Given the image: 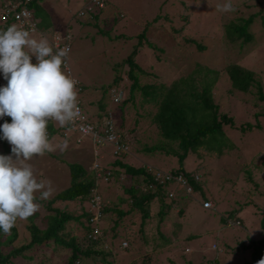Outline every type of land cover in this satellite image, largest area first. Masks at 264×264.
Returning a JSON list of instances; mask_svg holds the SVG:
<instances>
[{"label": "rangeland", "instance_id": "obj_1", "mask_svg": "<svg viewBox=\"0 0 264 264\" xmlns=\"http://www.w3.org/2000/svg\"><path fill=\"white\" fill-rule=\"evenodd\" d=\"M224 2L226 0H107L103 10L108 13L107 24L99 23V25L109 30V36L102 37L97 25L83 28L85 23H82L83 29L78 34L73 31L69 33L72 35V46L78 47L72 53V56L78 55V57L69 59V66L74 77L76 74L73 69L80 68L79 64L83 66V71L79 74L81 79L76 77L83 85H86L83 98L86 96L89 97L88 99L97 101L102 97L101 103L104 106L102 113L106 112L107 115H112L113 119L116 118L120 129H131L137 122L140 127L135 132H131L133 137L151 144L156 141L157 135L154 124H150L147 117L150 108L143 107L141 104L140 106L144 109L138 115L139 119H136L133 112L136 106L131 105L129 111L134 116L132 118L128 110H123L112 101L110 93L116 74H123L127 85L131 83L126 76L125 69L128 67L121 61L125 60L132 50L136 51L133 61L145 71L138 77L142 84L152 82L169 84L186 75L197 64H202L209 69H222L232 61L254 70L264 93V18L261 19V16L254 18L249 26L252 34L249 42H230L225 38V25L230 20L247 18L259 10L264 16V0H231L236 11L220 13L215 6ZM82 6L83 0H42L39 10H42L44 24L51 23L49 24L51 26L53 24L56 27H64V24L69 23L76 26L75 13ZM154 17H158L157 21H152ZM115 21L119 29L115 26ZM11 25L16 24L4 23L0 9V29L5 26L7 29ZM122 25L128 27L122 28ZM41 27L43 28L39 31L30 32L31 36L37 40L42 38L49 40L50 33L47 31L49 27L46 28L43 25ZM180 27L181 31L176 34L174 29ZM57 31L61 32L59 29ZM142 31L146 38L140 45L137 34ZM63 32H61L62 35L67 34L66 31ZM92 37L95 39L92 40ZM148 42L152 44L151 47L148 46ZM199 43L206 48L199 49ZM217 80L220 84L218 87L215 85L213 87L214 101L218 104L220 112H226L233 118L236 128L224 125L227 140H219L220 137L216 135L217 143L210 145L217 144V147L221 145L220 152L203 146L198 148L197 153H191L186 158L185 168L198 174L197 180L201 189H192L189 192L186 191L189 194H185L183 188L175 183L168 185V193L174 196L176 191L178 200L170 203L162 216L158 215L160 203L153 200L150 208L151 217L143 224L142 232L138 231L140 215L130 214V205L125 202L123 207L129 208L130 212L125 214L127 216L123 218V222L127 230L133 233V238H121L125 233L123 227L118 229L119 235L115 238L111 237L112 233L109 229L105 235L102 228L99 230L102 237L95 247L103 249V252L107 249L111 250L109 248L112 247L113 254L109 260L113 264H208L210 259L220 264H245L247 260H250L253 245L264 233L261 224L264 216V100L258 98L256 86L251 93L234 90L230 93L229 84L231 83L228 76L223 73ZM6 83L7 81L0 74V86ZM96 107L97 105H87L86 109L92 110ZM109 107L112 108L109 109ZM201 113L205 115L203 111ZM200 117V114L197 115L198 119ZM246 123H251L253 128H246ZM256 123H260L263 128L257 129ZM50 124L54 131L49 136L52 142L60 144L67 140V149L63 152L57 150L43 157H34L30 161L37 179L51 182L54 191L49 199L70 184L68 163L77 162L82 165L90 179L93 176L96 177L93 169L95 162L104 165L116 158L111 153H107V159L101 158L102 153L109 148L108 146L99 145L98 152L95 154L96 146L92 144L90 138H87L88 136L83 137V142L77 143V135H74L71 130H66L69 136L64 138L57 130L59 125ZM0 125H2V119H0ZM241 125L245 129L241 130ZM5 142L11 147L6 140ZM140 152L131 159L133 165L138 166L142 163L162 172L175 170L178 167L176 156L158 152L154 155L148 154L151 157L149 158L145 151L140 149ZM10 154L11 151H6L4 139H0V155ZM124 160L129 158L125 156ZM123 169L120 168L122 174L118 177L116 173H112L109 181L96 178L97 190L104 205L110 206L120 195L124 197L123 186L131 184L129 180L133 178L131 175L127 176L129 173L123 172ZM182 194L184 197H181ZM36 195L39 197V193ZM206 196L213 202L212 209L202 207ZM47 200L38 199L37 202L41 207L34 216L29 217L39 227L46 226V218L53 214L55 209L69 211L75 216L81 214L77 200L55 201L50 208L46 205ZM180 207L181 212H179ZM233 210L236 214H229ZM132 212H135V209ZM225 215L233 219L238 218L241 225L225 224L222 220ZM105 222L100 220L99 226H105ZM28 223V220L17 222L19 236L13 246L30 240L26 229ZM80 224L70 220L66 230L70 235L77 233V236H80L83 233H81ZM124 240L132 242V248L119 246ZM151 244L155 247L152 248ZM214 244L216 248L213 247ZM86 245L87 242L84 241L83 246ZM157 245L164 246L157 248ZM186 247L190 249L189 252H184ZM45 250H49L45 245L33 248L31 254H35L34 260L26 257L12 260L14 264H35L38 260L37 254L42 251L45 254ZM69 251L66 246L58 247L49 264H65ZM101 260L102 255L95 252L85 259L83 264H102ZM105 260L107 261L106 256Z\"/></svg>", "mask_w": 264, "mask_h": 264}, {"label": "trees", "instance_id": "obj_2", "mask_svg": "<svg viewBox=\"0 0 264 264\" xmlns=\"http://www.w3.org/2000/svg\"><path fill=\"white\" fill-rule=\"evenodd\" d=\"M21 1H23L24 3L25 0ZM41 1L42 0H30L24 4L27 8L32 10V12H34L35 18L38 20L37 26L40 29L43 28L41 27V25L46 28L49 27L47 31L50 33V35L54 32L61 33L63 32V30H65L67 34L72 31L75 32V26H72L69 23H66L67 25L64 24V27H56L53 24L51 26L49 25L51 23L44 24L41 15L42 10H39ZM2 5L3 4L1 3L0 9L2 8ZM105 7H103L101 10L103 11ZM83 8L84 2L81 9ZM75 16L77 17V12L75 13ZM257 16H261V19L264 18V16H262L261 14V11L259 10L253 14H250L247 18L240 17L230 20L225 25V38L230 42H249L252 39V34L249 31V26ZM157 18L158 17H154L152 21H157ZM93 19H96L97 21V24L94 22L93 25L96 24L100 28L98 32L102 34V36H109V30L103 29L99 25L100 22L103 24L106 23L107 18H99V16H93L90 21H93ZM185 21H187V19H185ZM9 22L11 23L12 20L10 19ZM115 23L117 24V21H115ZM78 24L81 23L78 22ZM85 24H89V21ZM6 27L7 26L3 27L0 30H6ZM57 29L61 30V32L57 31ZM143 31L137 34L138 44L140 45L143 42L144 38H146ZM174 31L177 32L176 34H179L178 32L181 31V27L178 29H174ZM118 35L120 37L121 35L127 36V34L124 33ZM94 39L95 37H92V40ZM190 39L195 42L194 39ZM148 46L151 47L152 44L148 42ZM198 47L201 50L206 48L205 45L201 43L198 44ZM135 54L136 51L132 50L125 58V60L121 61L124 62L128 67L127 69H125L127 70L126 76L127 80L129 79L131 83H128L127 85V83L124 82L125 76H123V74H116L113 78L112 85L113 87L122 90L123 96L118 100H115V98H113V96L111 95L112 101L114 103H117L118 106L123 110H128V113L132 118H134V116L129 111V109L131 105H135L136 107H134L135 109L133 112L136 119H139L138 115L144 109L143 107L148 106L150 110L149 116L147 117L149 123L154 124L155 126L157 139L154 142L155 144H149L148 142H141L138 137L137 139H135V137L132 138L133 135L129 137L128 135L131 134V132H135L136 129L140 127V124L135 122V126H133L131 129H120L122 140L130 142L132 138V149L134 151L140 152L141 149L150 155H154L158 152H163L165 154L176 156L178 159V167L175 168V170L168 171V173H170L171 175L181 173L186 179L187 184L190 185L193 190L199 188L201 189V186L197 180L198 174L189 171L188 169L186 170L185 168L186 158L191 153H197L198 148L203 146H206V148L208 149H217L220 152L222 149L221 145L217 147V144H210L217 143V134L220 137L219 140H227L228 137L226 136L223 129L224 125H229L230 127L235 126L233 118L226 112H220L218 104L214 102L212 98L213 85L215 84L219 76L224 73L230 79L232 89L243 93H251L253 87L256 86L258 98L260 100H264V93L262 91L261 83L256 79V74L253 70L231 61L222 69H209L202 64H197L193 70L189 71L186 75L182 76L177 81H173L169 84L153 82L142 84L140 83L138 77L140 74H144L145 71L133 61V57ZM84 88H86V85H83V91L79 90L78 97L80 100L79 104L82 110L86 111L87 105H97V107H99L101 110V113H99L98 116L95 113L90 112L89 110L88 113L91 117H98L99 122H104L108 115L106 114V112L102 113V109L104 108L101 103L102 98L98 99L97 101L93 99L84 100L86 99V97L83 98V92L85 90ZM141 104H143V107L140 106ZM201 111H203L205 115H202L203 113H201ZM199 114L201 117L198 119L197 115ZM10 120L11 118L6 116L2 119V124L5 121L9 122ZM199 123H201V125H199ZM245 127L248 129L253 128L251 123H246ZM63 128L64 127L59 126L57 130L61 132ZM234 128H236V126ZM256 128L260 130L261 128H263V126L260 123H256ZM240 129L243 130L245 128L241 125ZM52 132H54L52 125L49 124V136H51ZM4 143L6 144V151H11V147L8 146L5 140ZM115 159L116 160H113L110 163V165L113 166H110L108 168H124L125 172L129 173L131 177H133L137 182L136 184L131 183L128 186H123L124 197L123 195H120L117 198L116 202L114 201L110 206L104 205L102 207V218L100 220L106 221V225H102L103 227H100L98 224V226L99 229L102 228V232L104 233V235L105 232H107L109 229L112 233L111 237L113 238L119 235L118 229L123 227L125 233L121 238H133V233L127 230L128 228L123 222V218L127 216L125 214L129 213L130 209V214L138 213L140 215L141 221L138 231L142 232L143 224H145L146 220L151 217L150 208L153 200H156L160 203L161 207L158 210V215L162 216L165 210L169 208V204L176 202L179 197L176 191L174 192V196L173 194L169 195L170 193H168L169 191L167 190V186L174 183L173 181L159 182L158 179H155L156 169H152L145 165L134 166L131 162L124 160L125 156L116 157ZM104 166L107 167V165ZM68 168L70 175V184L60 192H57L51 199L47 200L46 205L50 208L52 203H54L55 201L77 200V202H79L80 204L81 214L75 216L72 215L69 211H59L55 209V212L46 218V226L43 228L39 227L37 223L33 222V220L29 218V223L26 225V229L30 236V240L18 246H13L14 242L17 241L19 236L16 225L11 229L10 235L5 236L3 234H0V264H14L12 259L18 257H26L29 260H34L35 254H31L33 248L35 249L42 245L48 247L49 250H45V254L44 251L37 254L36 258L38 260L35 264H49L50 260H52L53 258L54 252L58 247L62 246H66L70 250L65 264H83V261L95 252L102 255V264H113L109 260V257L113 254L112 247L109 248L111 250L107 249V251L105 252H103V249H97L95 247L99 243V239L100 237H102V235H100V233L93 234V236L91 235L94 227L90 221L92 214L87 212L84 206V203H87L90 198L92 188L96 186V177L93 176L89 179L86 169L77 162L68 163ZM139 177H142L140 182ZM183 191L185 194H189L185 191V189H183ZM200 192H202V190ZM181 197H184L183 194L181 195ZM125 202H127V205L129 203L130 209H126L123 207ZM51 209L48 210L50 211ZM133 209H135V212H132ZM181 209L182 208L180 207L179 212H181ZM229 214H233V212H230ZM70 220L81 223V233L83 232L82 235L77 236V233H72V235L68 233V231L66 230V226ZM222 220H224V222L226 223V217H223ZM122 224H124V226H122ZM261 224L264 229V216L261 220ZM84 241L87 242V245L85 247L83 246ZM120 245L121 247H123L121 242L119 246ZM151 246L152 248L155 247V245L153 244H151ZM162 246L157 245L156 247L158 248ZM100 247H102V245ZM126 247H128V249L132 248V242L128 243ZM136 248L137 247H135V249ZM252 249L253 252L250 256V260H247L245 264H259L261 260H264V233L257 241V243L253 245ZM108 254L110 255L108 256ZM105 256L107 258V261L105 260ZM209 263L211 262L209 261ZM213 264L220 263L215 260Z\"/></svg>", "mask_w": 264, "mask_h": 264}, {"label": "clouds", "instance_id": "obj_3", "mask_svg": "<svg viewBox=\"0 0 264 264\" xmlns=\"http://www.w3.org/2000/svg\"><path fill=\"white\" fill-rule=\"evenodd\" d=\"M106 4L107 0L103 7ZM215 7L220 13L236 11L231 0H226L222 4L218 3ZM101 9L89 18L82 19L77 14L78 21L76 22L82 24L89 21V24H84V26H91L94 22L97 24L96 19L93 21L90 19L93 16L104 17L102 14L105 11ZM115 26L119 29L116 23ZM124 27L128 26L122 25V28ZM39 30L38 27L36 31ZM52 34L48 37L49 40ZM70 37L71 43L72 35ZM57 38L59 39V36ZM49 40L47 38L37 40L28 30L16 25L0 30V74L7 81L6 85L0 86V119L6 116L11 118L10 123L5 121L0 125V133H2L0 139L6 140L11 145L10 155H0V234L5 236L10 235L11 229L18 221H27L40 209L38 199L47 200L53 195L51 182L38 180L35 169L30 163L34 157H43L57 150L63 152L68 147L67 140L60 144L52 142L48 133V125L55 123L64 127L61 135L67 138L69 135H64V132L70 130L69 125L78 120L81 115L77 86L82 90L83 84L73 76L69 66L72 44L71 49L68 46L56 45L54 51V46ZM66 58H68V65ZM110 93L113 98L117 94L120 97L123 96L122 90L115 87L110 88ZM83 112L88 122L96 126H103L110 117L117 132L121 134L118 121L116 118L113 119L112 115H108L104 122H99L98 117H91L87 109ZM71 131L77 137H81L79 143L83 141V137H86L74 130ZM132 138L130 142L123 140L128 146L126 153L117 156L111 151L113 156H126L134 151ZM90 140L92 142L91 138ZM103 146H108V144ZM109 146L112 148L110 144ZM109 169L112 175L114 167ZM225 217V224L229 225L228 218L239 221V224H230L241 225L238 218L233 219L228 215ZM213 247L216 248V245L214 244ZM189 251L188 247L184 250V252ZM259 264H264V260H261Z\"/></svg>", "mask_w": 264, "mask_h": 264}, {"label": "built area", "instance_id": "obj_4", "mask_svg": "<svg viewBox=\"0 0 264 264\" xmlns=\"http://www.w3.org/2000/svg\"><path fill=\"white\" fill-rule=\"evenodd\" d=\"M2 5L1 12H2V18L4 20V23L9 22L11 19L13 23L16 24V26L23 28L25 30H28L29 32L36 31L38 29L37 26V19L35 18L34 12L27 8L24 4L27 3L30 0H25L24 3L21 0H0ZM105 0H84V8L81 9L77 14L79 18H89L92 17V15H95L100 11V9L103 7ZM59 36V39L57 38ZM70 34L62 35L61 33L54 32L52 34L51 39L49 40L50 44L54 46L58 45L59 47L68 46L71 49V43H70ZM66 63L68 65V58H66ZM78 87V90H80V87ZM115 100H118L120 96L117 94V96L114 97ZM80 103V100H79ZM79 107L81 109V115L78 120H76L73 124L69 125L70 130L76 131L81 136H89L92 139L93 145L96 146V149H94L95 154H97V147L99 145H105L110 144L112 146V152L114 155H122L123 153L127 152L128 146L125 141L122 140V136L119 132H117L116 128L114 127L111 118L109 117L104 125H98L91 124L87 120L86 114L83 112L80 104ZM64 135H68L66 131L64 132ZM81 137L78 136L76 138V142H80ZM93 169L95 170L96 178H103L105 181H109V177L111 175V170L104 165H100L97 162L93 164ZM156 171V177L155 179H158L159 182L167 181L171 182L173 181L177 186H182L185 191L189 192L193 188L187 184L186 179L184 176L180 174H173L171 175L168 172H162V171ZM169 195H172L171 193ZM84 206L86 208V211L91 213L92 216L90 218L91 224L93 227V234H99V222L102 218L101 209L104 206L101 196L97 190V186L92 188L90 193V198L87 201V203H84ZM202 207L207 209L213 208V203L211 200L206 199L202 202ZM227 222L230 223H236L239 224V221H233L229 220L227 218ZM128 245V241H123L122 246L126 247ZM214 246V245H213ZM188 250V249H186Z\"/></svg>", "mask_w": 264, "mask_h": 264}, {"label": "crops", "instance_id": "obj_5", "mask_svg": "<svg viewBox=\"0 0 264 264\" xmlns=\"http://www.w3.org/2000/svg\"><path fill=\"white\" fill-rule=\"evenodd\" d=\"M123 12H125L124 10H122ZM105 13V14H104ZM103 13V16L105 17V16H108V13L107 12H104ZM110 14V13H109ZM76 26H75V32L74 33H76V34H78V32L81 30V29H83L84 28V25H83V28H82V25L81 24H78L77 22H76V24H75ZM74 36H76V35H74ZM85 37V36H84ZM103 37V36H102ZM79 38V37H78ZM73 47V46H72ZM76 49H78V47H76V48H72V51H71V53H70V59L71 58H73V59H76V57H78V55H76V56H72V53L76 50ZM89 61V60H88ZM80 66V68H75V70L73 69V71H74V73L76 74V77H78V78H80V76H79V74H81L82 73V71H83V66H82V64H79ZM241 65V64H240ZM242 66H244V65H242ZM252 70V69H251ZM254 71V70H253ZM81 79V78H80ZM228 83V82H227ZM220 84V82H218V80H216V82H215V87H218V85ZM229 84V83H228ZM214 85H213V87H214ZM229 87H230V93L231 92H233V90L234 89H232V86L229 84ZM234 91H237V90H234ZM85 92V91H84ZM83 92V93H84ZM213 95H214V88H213ZM212 95V98H213V100H214V96ZM88 96V95H87ZM101 95H99V97H100ZM86 97V96H85ZM89 98V97H88ZM88 98L86 97V99H84V100H88ZM97 98V97H96ZM100 98H102V97H100ZM92 98H90L89 100H91ZM215 102V101H214ZM112 107H109V109H111ZM90 112H93V113H95L97 116H98V114L99 113H101V110H100V108L99 107H96V108H94V109H92V110H89ZM127 118V117H126ZM61 133V132H60ZM131 135H132V133H131ZM84 141V140H83ZM82 141V142H83ZM104 147H106V146H104ZM109 148L108 149H106L105 150V152H103L102 153V155H101V158H103V159H107V153H111L112 154V148L110 147V146H108ZM136 153H141V152H139V151H132L129 155H126V157H128L129 158V160H125V161H128V162H131L132 164H133V161H131V159L132 158H134L135 157V155H136ZM147 155V157H149L148 156V153H146ZM150 155V154H149ZM143 157H144V155H143ZM149 158H151V157H149ZM141 160V159H140ZM141 161H143V160H141ZM111 163V162H110ZM110 163H107V164H104V165H107V166H111L110 165ZM134 164H136L135 162H134ZM142 165V163L141 164H138V166H141ZM113 166V165H112ZM134 166H136V165H134ZM69 170V169H68ZM125 170L123 169V172H124ZM113 173H116L117 175V177L119 176V175H121L122 173H120V168H116V167H114V170H113ZM120 173V174H119ZM127 174V173H126ZM127 176H130V174H127ZM116 177V178H117ZM133 178V177H132ZM140 178V177H139ZM142 178V177H141ZM141 178L139 179L140 181H141ZM130 182L129 183H135L136 184V180L133 178V180H129ZM139 181V182H140ZM119 185H121V184H119ZM127 186V185H126ZM206 198H209L208 196H206V197H204V200L206 199ZM231 212H233V214H236V212H235V210H233V211H231ZM263 235V234H262ZM210 262H211V264H213V262L214 261H212L211 259L209 260ZM209 263V262H208Z\"/></svg>", "mask_w": 264, "mask_h": 264}]
</instances>
